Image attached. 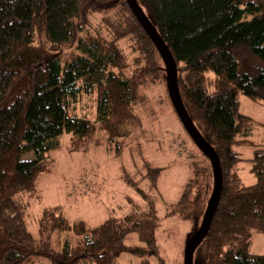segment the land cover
Masks as SVG:
<instances>
[{
	"label": "trees",
	"instance_id": "obj_1",
	"mask_svg": "<svg viewBox=\"0 0 264 264\" xmlns=\"http://www.w3.org/2000/svg\"><path fill=\"white\" fill-rule=\"evenodd\" d=\"M136 2L168 47L184 111L221 170L219 201L192 264H264V255L249 251L253 234L264 233V143L253 144L250 158L232 150L251 143L257 124L264 130L240 112L238 100L264 104V0ZM164 82L167 64L127 0H0V264H117L128 250L142 257L140 264H166L155 245L151 200L97 227L70 224L59 208L46 209L37 237L28 230L25 201L36 195L37 178L63 133L88 139L97 125L119 154L146 108L143 89ZM198 150L202 160L192 161L170 211L190 222L182 255L215 185L211 159ZM242 161L256 179L251 185L239 178ZM159 170H147L152 186ZM69 231L75 240L53 248L49 234ZM131 233L144 247L125 244Z\"/></svg>",
	"mask_w": 264,
	"mask_h": 264
},
{
	"label": "rangeland",
	"instance_id": "obj_2",
	"mask_svg": "<svg viewBox=\"0 0 264 264\" xmlns=\"http://www.w3.org/2000/svg\"><path fill=\"white\" fill-rule=\"evenodd\" d=\"M166 84L143 89L147 96L146 108L142 116H137V123L130 124V133L123 139L119 154L97 125L88 139L63 133L57 150L52 151L46 161L45 171L37 178L36 195L25 196L29 205L26 223L35 237L38 236V220L46 209L59 208L70 224L83 221L88 227H97L109 218H120L129 213L133 205L144 210L151 200L158 217L154 234L158 256L166 264H179L184 259L182 249L190 222L170 211L193 173L192 161L202 160V156L178 119ZM238 100L241 113L264 121L261 103L243 95H238ZM174 139L186 146V152L194 153L195 158L188 157L185 151L178 154ZM248 139L251 143L232 146V150L243 158L252 157L256 148L253 144L264 143V130L260 124ZM237 167L243 185L255 182L247 162L242 161ZM148 168H160L155 186L146 175ZM128 179L147 195L146 199L129 185ZM211 184L212 181L210 187ZM75 237L71 231L49 234L53 248H58L65 238L75 240ZM125 244L132 248L144 247L136 233L128 234ZM249 251L264 255V233L253 234ZM141 260L142 257L131 250L116 259L117 264H140ZM156 261L154 259L153 263Z\"/></svg>",
	"mask_w": 264,
	"mask_h": 264
},
{
	"label": "water",
	"instance_id": "obj_3",
	"mask_svg": "<svg viewBox=\"0 0 264 264\" xmlns=\"http://www.w3.org/2000/svg\"><path fill=\"white\" fill-rule=\"evenodd\" d=\"M131 9L133 10L136 17L141 22L143 28L149 34L150 38L154 42L157 47L161 57L167 64V86L170 94L171 101L173 103V107L177 112L185 130L189 134L190 138L196 144V146L206 153L212 162L213 171L215 174V185L214 189L209 197L206 211L204 214V218L201 224V228L195 235L187 242L186 248L184 250V264H192V254L194 248L197 244L205 237L208 228L210 226V222L212 219V215L214 213L215 207L218 204L220 191H221V170L218 162V158L213 148L202 138L199 132L194 127L190 118L184 111L183 105L181 103L180 96L178 94L177 82H176V66L174 59L162 40V38L158 35L157 31L150 24L149 20L146 18L142 10L138 7L136 0H127Z\"/></svg>",
	"mask_w": 264,
	"mask_h": 264
},
{
	"label": "bare ground",
	"instance_id": "obj_4",
	"mask_svg": "<svg viewBox=\"0 0 264 264\" xmlns=\"http://www.w3.org/2000/svg\"><path fill=\"white\" fill-rule=\"evenodd\" d=\"M139 20V19H138ZM141 23V22H140ZM176 149L179 152H184L187 150L186 146L184 144L176 145Z\"/></svg>",
	"mask_w": 264,
	"mask_h": 264
},
{
	"label": "built area",
	"instance_id": "obj_5",
	"mask_svg": "<svg viewBox=\"0 0 264 264\" xmlns=\"http://www.w3.org/2000/svg\"><path fill=\"white\" fill-rule=\"evenodd\" d=\"M173 145L175 146L174 149L177 151V149H176V145H180V143L177 142V139H174V140H173ZM177 152H178V154L182 155V154H184L186 151H185V152H179V151H177Z\"/></svg>",
	"mask_w": 264,
	"mask_h": 264
},
{
	"label": "crops",
	"instance_id": "obj_6",
	"mask_svg": "<svg viewBox=\"0 0 264 264\" xmlns=\"http://www.w3.org/2000/svg\"><path fill=\"white\" fill-rule=\"evenodd\" d=\"M262 105H263V107H264V104H262ZM254 120H255V121H258V122L261 121V120L258 119V118H257V119H254ZM261 123L264 124V121H261Z\"/></svg>",
	"mask_w": 264,
	"mask_h": 264
}]
</instances>
